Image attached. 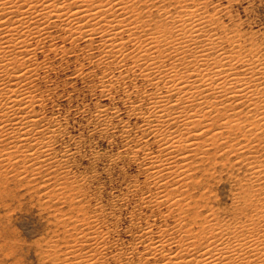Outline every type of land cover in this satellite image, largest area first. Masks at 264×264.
<instances>
[{"label":"bare ground","instance_id":"6f19581e","mask_svg":"<svg viewBox=\"0 0 264 264\" xmlns=\"http://www.w3.org/2000/svg\"><path fill=\"white\" fill-rule=\"evenodd\" d=\"M220 3L212 0H0V194L6 189L8 193L11 190L8 180L11 171L13 177L28 183L36 182L41 176L44 179L40 182L42 185H47L53 178H63L64 181L59 180L63 188L81 192V182L76 184L79 180L68 177L69 163L78 153L77 147L69 143L57 148L61 141L59 137L65 136L62 121L39 110L45 99L33 90L40 75L34 80L39 65L37 51L45 50L48 42L49 50L60 48L56 44L55 48L51 41L53 28H59L64 33V40L76 43L84 39L88 42L86 47L90 46L86 50L97 52L90 58L93 56L105 66L97 82L102 97L115 98V83H125V94L122 93L124 96L120 100L130 117L140 119L141 123L130 124L131 119L122 117L120 107L99 103L92 113V129L122 139L123 149L117 158L127 153L135 163L140 162L145 180L158 189L151 195L142 197L140 194L142 204L155 206L152 209L166 205L167 212L163 216L175 220L172 226H159L157 233L152 228L156 225L146 222L149 224L142 226L139 221L140 232L138 236L135 234V238H139L138 244H133L129 251L138 253L139 247L143 251L135 260L130 258L133 254L126 251L130 257L126 254L127 261H124L127 264H264V154L259 149H264V42L252 41L253 36L244 38L237 28V31H229L222 18L229 8L227 10ZM64 52L65 55L67 51ZM78 70L76 73L81 74V67ZM132 75L140 76L143 85L133 81L129 84ZM145 83L150 87L146 88ZM151 143L157 146L156 150L151 148ZM232 155L243 157L239 163L235 160L238 169L245 173L236 181L241 190L233 191L232 215L226 218L222 216L224 208L218 211L205 203L210 200V192H202L198 199L191 189L197 188V184L204 185L202 180L195 179L197 175H193L196 164L210 161L214 170L209 169L211 165L204 169V174L210 178L223 162L218 157L224 159L225 156L232 167L236 165L232 163ZM221 166L223 168L222 163ZM233 178V181L237 179L236 174ZM55 183L53 187H56ZM137 183L130 184V188L139 187ZM51 193L45 197L49 199L48 205L56 197ZM80 195L86 197V193ZM76 196L64 195L62 198L64 202L66 198L74 211L78 209L83 213L80 212L81 217L79 213L74 215L75 221L63 220L67 223L61 229V238L66 244V258L63 257L66 260H70L69 255L73 257L69 264H104L103 257L110 245L106 240L109 230L102 228V216L95 215L91 219L86 208L90 210L91 206L82 203L83 197L75 201ZM201 202L205 203L202 208ZM49 240L48 243L52 241L48 244L51 251L60 255L59 240ZM121 255L119 258L123 260Z\"/></svg>","mask_w":264,"mask_h":264},{"label":"rangeland","instance_id":"374dc122","mask_svg":"<svg viewBox=\"0 0 264 264\" xmlns=\"http://www.w3.org/2000/svg\"><path fill=\"white\" fill-rule=\"evenodd\" d=\"M212 1L214 3H220L221 0L220 1L212 0ZM239 2H240V4H239ZM229 3H231V5L227 6ZM220 4L222 6L224 5V7H227V10L229 8V10L226 11L227 16H226V14L222 16L224 23L227 24V26L229 28V31L230 30H235V31L240 30L243 32L244 38H250L251 36H253L252 41L264 42V0H232V1L231 0H223V2ZM210 11H212V7L210 8ZM233 25H235V26H233ZM236 28H237V30H236ZM245 33H246V35H245ZM53 34H54L53 35L54 37L51 41H52V43H54V45L55 44L57 45V48H58V46L60 48L55 49L56 51L55 50H49V46H48L49 42H48L47 46L45 47V50H43L44 48H42V49H39L37 51V55H39V56L36 55V57H37V62L39 63V65L37 66L35 63V66H37L38 69L36 70L34 80H36V78H37L36 76H38L39 74L40 75L38 76L37 81H35V84L33 86L34 87L33 90L35 91L36 95H39L38 97L43 96L45 99V102H44L45 107L43 105L44 108L42 107L41 109H39L40 107L37 106V109H39L42 113L44 112V114L47 116H52V115L57 116L62 121V127H64L63 130L65 132V134H64L65 136H62L63 138H61V136L59 137V139L61 141H58L57 145H59V146H57V148L60 149L62 146L69 144V143L72 146L76 145L75 147H77L78 153H76V156L74 155L75 158L73 156V158L70 160V163H69L70 164L69 167L71 170H70V172H68V177L72 178L74 180H79L76 182V184H78V182H81V186H82L81 192L86 193V197H83V195H80L81 192H77V191H73V190L70 191V189L63 188V186L61 184H59V182L61 180L64 181L63 178H60L59 179L60 181L53 178V179H51L52 181L47 183V185H44V184L42 185L41 183H43L44 179L41 176H38L36 182L38 181L39 184L36 185V182H33L34 184L28 183V182H25V180H21L19 178L13 177L14 176V173H12L13 171H11V174L9 177V173H10L9 172L8 173V180H9V186H10L11 190L9 189V193H8V189H6V190H4V192H2L0 194V214H1L0 215V232H1L0 233V238H1V240H0V246H1L0 247V259L2 260V264H48V263L49 264H52V263L53 264H61L62 261H63L62 263H64V264H69V262H71L73 260V257L69 255L70 260L65 259L66 258V254H65V250H66L65 245L66 244H65L64 239L61 238V234L63 232V230H61V229H64L65 226L67 225L66 222L64 224V221H66L67 219H68L67 221H69V222H70V220L72 221V219H73V221H75L76 220L75 216H78V213H79V217H81L82 215H80V212L82 210L79 211L78 209H75V211H74L73 207H69L70 204L69 203L67 204L66 198H65L66 203L64 202V199H62V198L64 197V195H69V196H71V195L76 196L77 195L78 196V197L76 196L77 199H76V197L74 198L75 201L80 200L81 198H79V197H83L82 203L91 206L90 210H89V207H86L88 209L89 213H91L90 214L92 216L91 219H94L95 215L99 216V218L102 216L100 218V220L102 219L101 220L102 221L101 222L102 228H104L107 232L109 230L106 240L110 241V245L108 246V249L106 248L107 249V251H106L107 255L105 254L103 257L105 260L104 264H109V263L110 264H125V263L127 264V262H125V261H127V259L125 258V257H127V255H128V257H130V255L133 254L132 257H130V258L135 260L138 257V255L141 254V252L143 251L142 247L138 248L139 251L137 250L138 253L140 252L139 254L138 253H132V250L129 251V249H132L133 244H135V246L138 244L137 242H138L139 238L138 237L135 238V236L136 235L138 236V233L140 232V230H139L140 229V222L139 221H141L142 226H145V224H149L150 222H151V224L153 223L152 225H156L157 227L152 226V228L154 227L153 229H154L155 233H157L156 230L159 229V226H163V225L165 226V224H169L170 226H172V225H174L175 220L173 221L172 220L173 218H166L163 216L164 212L165 213L167 212V206L166 205L160 206V209L158 207L152 209V207H155V206L150 205V207H149L145 204H142V197L143 196L151 195V193L154 194V192H156L158 189L153 185L150 186V183L145 180L143 167H141L140 162L136 161V163H135V160L132 158V156H130L127 153L122 154L121 155L122 157L120 156V159L117 158L116 155H118L120 150L123 149V148H121V147H123L122 139L118 136L117 137L116 136H109V135L106 136V134H104L103 132L92 129V128H94V123L91 121L92 113L99 103H105L107 105L112 104V105H116V106L120 107L122 117L125 120L127 119L128 121H130V119H131L130 124L135 125V124L141 123L140 119H136V117H134V116L130 117V115L127 113L126 105L123 103L122 100H120V97H123L124 96L123 94H125L123 91L124 87L126 86L125 83H123L122 81H118L117 83H115V86L117 88V89L115 88L113 90L115 98L110 97V99H105L106 97H102V95L100 94V90L97 88V84H98L97 82H99V78L102 75L101 71L105 68V66L103 64H99L96 61V58H94L93 56H92L93 59L90 58L92 53L97 54V52H94L95 50H91V49H90L91 51L90 50L87 51L86 49H89L90 46H89V48L86 47V45L88 46V42L84 41V39H80L79 41H76V43L73 42L74 44L71 42V40H64L62 37V36H64V33L62 31H60L59 28H53ZM256 35H257V37H256ZM58 37H60V38L58 39ZM63 44H64V47H63ZM84 44H85V46H84ZM56 45H55V48H56ZM64 51L65 52L67 51L68 54H66L67 52L65 53ZM62 52H64L65 55ZM71 53H72V56H71ZM83 53H84V56H83ZM61 54H62V56H61ZM45 55H46V57H45ZM63 55L65 57H63ZM58 56H60V57H58ZM90 60H91V62H90ZM44 63H45L46 68L44 67ZM80 67L82 70L81 74H83V75L76 73V71L77 72L79 71L78 69H80ZM44 69H45V71H44ZM90 69H91V71H90ZM98 70H100V71H98ZM37 71H38V74H37ZM72 73L74 74V76L72 75ZM77 75H78V77H76ZM88 75H89V77H88ZM132 77H133V79L129 82V84H132L133 82H135L136 85H140V86L143 85L144 81L140 78V76H138V75L133 76L132 75ZM139 78H140V80H139ZM127 80H129V79H127ZM134 80H136V81H134ZM68 82H71V83H68ZM85 82H87V83H85ZM121 82H122V84H121ZM37 84L40 86H38ZM37 86H38V88H37ZM145 86H146V88L150 87L146 83H145ZM90 88H91V90H90ZM93 88H94V91H93ZM89 93H90V95H89ZM119 93H121V94H119ZM98 95H100V96H98ZM124 109H125V111H124ZM63 121H64V123H63ZM138 121H140V122H138ZM257 132H259V131H257ZM73 135H75V137ZM70 138L73 140H70ZM234 140L236 141V139H234ZM63 141H64V143H63ZM76 142L78 144L79 143L80 144L77 145ZM150 142H151V140H150ZM231 142H234V141H231ZM150 146H151V148H153L155 150L157 149V146H155L154 143H151ZM259 149H260V153L264 154V149L263 150L261 148H259ZM97 153H98V156H97ZM94 154H95V156L93 157ZM126 155H127V157H125ZM230 158L232 160V163L236 164L234 167H232L229 164V161L225 160V156H224V159H223V156H220L217 158L218 160H220V159L223 160V162H221L223 165V168L221 166V163H219L217 166L216 174H214V176L216 175L217 179L214 176L210 177L211 179L207 178V176L204 174V169H208L210 165L212 167H210L209 169L214 170V166L210 161H205L204 163L196 164L195 169L193 170L196 172V174H195V172H193L194 173L193 175H195V176L197 175V178H195V176H194V178L196 180H200V181L202 180L201 182L204 185L199 186V184H197L195 186L196 187L198 186V187L193 188L196 190L191 189V192L193 193V195L195 197L197 196L196 198H198V196H200V194L202 192H204L205 194H209V192H210V195H208L210 200H208V199L205 200L206 201L205 203L208 202V205L213 206L214 208L218 209V211H220L221 209L224 208L223 210H225V211L222 210L223 212L222 211L221 212H222V214H224L222 216L226 217V218H229L232 215V213H230L231 212L230 209H231L232 205L234 206V204H233L234 193L237 192V190H241L240 187L238 186L239 182H236V181H238V177H242L243 174L245 173V170H241V169H240L241 170V173H240V170L238 169L239 166L237 165V162L239 163L241 161V159H243V157L241 158V156L237 157L235 155H232V156H230ZM246 158L247 157H245V160H246ZM235 159H237L238 161ZM233 160H235V161H233ZM226 163L230 166H226L227 165ZM72 164H73V166H71ZM85 164H86V166H85ZM205 164H207V165L205 166ZM196 169H198V170H196ZM222 170H224V171L227 170V171H225V173H223L224 171H222ZM70 173H71V175H70ZM229 174H230V176H229ZM235 174H236L237 179H235V181H233V179H234L233 177H235ZM223 175H224V177H223ZM95 177H97V178H95ZM219 177H221V178L219 179ZM231 177H232V179H231ZM39 178L42 180H40ZM214 178L216 179V181ZM204 180H206L207 182L204 183L203 182ZM137 181H138L137 185L139 187L141 186L142 189L137 187V188H133V190H132V187L130 188V184H133L134 182L136 183ZM24 182H25V184L23 185ZM54 183H55L56 187H53ZM82 183H84V184H82ZM58 184H59V186H58ZM205 184H206V186H205ZM207 185L211 186V188L207 187ZM47 187L49 189H47ZM55 188L58 189V190L56 189V192L60 191L61 193L59 194V192H57V194H58L57 195L55 192ZM59 188L61 190L62 189L63 190L61 191V190H59ZM37 189H38V191H37ZM44 189H46L49 192L52 191L53 194L51 193V195L56 194V195H54V197L56 196L55 198L52 197L53 198L51 201V203L53 202L52 204L49 203V205H48L46 203L49 199L45 198V197L49 196L50 194H49V192H47V196H45L46 190H44ZM200 189H201V191H200ZM63 191H64V194H63ZM211 191H212V195H211ZM233 191H234V193H233ZM68 192H70V193H68ZM131 193H133V194H131ZM140 194H141V196L142 195L143 196L141 197ZM117 195L119 197H116ZM57 196L60 198V200H59V198H57ZM211 196H213V197H211ZM214 196H215V199H214ZM1 197H3V199ZM91 197H92V199H91ZM127 198H128V200H127ZM120 199H122V202ZM6 200H7V202H6ZM36 200H38V201H36ZM211 200H212V202H211ZM85 201H87V203ZM116 201H118V202H116ZM135 201L138 203H136ZM58 203H59V205H58ZM63 203H65V204H63ZM96 203L100 204V205L98 206V205H96ZM205 203L201 202L200 208H202L201 206H203ZM228 204L229 205L232 204V205L228 206ZM92 206L94 209H91ZM109 206H110V208H109ZM216 206H218V207H216ZM227 206L230 208H228ZM102 207H104L103 211H102V209H103ZM111 207H112V209H111ZM141 207H142V210H141ZM225 207L227 209H229L228 212H227V209ZM219 208H220V210H219ZM95 209L97 211H95L93 213L92 211H94ZM113 209H115V210L113 211ZM65 210L66 211L68 210V211L66 212ZM109 210H111V211H109ZM98 211H99V213H98ZM100 211H102V212H100ZM55 212H56V214H55ZM73 212H75V213H73ZM152 212L154 213V215H151ZM57 213H59V214H57ZM81 214H83V213L81 212ZM60 215H61V217H59ZM65 215H67V216H65ZM116 215H118V216H116ZM150 215H151V217H150ZM56 216H58L60 219H56ZM93 216H94V218H93ZM139 217H141V218H139ZM61 218H63V219H61ZM74 218H75V220H74ZM105 218L107 219V221ZM166 219H167V221H166ZM58 220H59V222L56 223L55 221H58ZM136 221L138 224L136 223V225H135ZM146 222H149V223H146ZM154 222H155V224H154ZM69 225H70V227H72L71 226L72 223H70ZM127 226H128V228H127ZM68 228H69V226H68ZM130 228H132V229H130ZM46 239H47V241H46ZM48 240L49 241L59 240V242H58L59 244L57 245L58 246L57 249H58L60 255L54 254L55 251H53V250L51 251L52 247L51 246L49 247V245L52 243V241L49 242L50 243L49 244ZM115 240H116V242L118 240V242L116 243ZM129 242L131 244H129ZM1 243L2 244L4 243L5 246L2 245ZM113 243H116L117 246H114L115 244H113ZM9 247H12V248H9ZM46 247H48V248H46ZM60 248L62 250L61 252H60ZM7 249H8V251H7ZM46 251H47V253H46ZM113 251H114V253H113ZM126 251L130 252V255L128 252L126 253ZM51 252L52 253L54 252L53 256L48 257V254H51ZM116 252H117V254H116ZM118 253H120V254H118ZM124 254H125V256H124ZM115 255H118V256H115ZM120 255L123 258V260H120V258H119ZM60 257H62V258H60ZM71 258H72V260H71ZM52 259L56 260V261H53ZM106 259L109 261H107ZM134 263H128V264H134Z\"/></svg>","mask_w":264,"mask_h":264}]
</instances>
